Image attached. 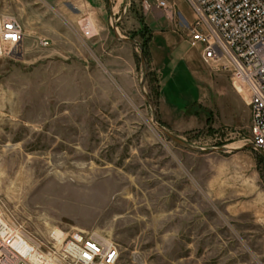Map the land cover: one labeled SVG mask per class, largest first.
<instances>
[{"label":"rangeland","instance_id":"1","mask_svg":"<svg viewBox=\"0 0 264 264\" xmlns=\"http://www.w3.org/2000/svg\"><path fill=\"white\" fill-rule=\"evenodd\" d=\"M167 1L175 21L155 0H0L27 32L0 57V209L46 243L98 232L118 264H264L247 94L187 42L188 1Z\"/></svg>","mask_w":264,"mask_h":264},{"label":"built area","instance_id":"2","mask_svg":"<svg viewBox=\"0 0 264 264\" xmlns=\"http://www.w3.org/2000/svg\"><path fill=\"white\" fill-rule=\"evenodd\" d=\"M187 1L195 13V21L182 29L187 42L201 50L204 62L229 72L233 87L247 94L250 143L264 156V0ZM155 2L173 21L178 18L167 0ZM144 7L154 6L146 1ZM81 29L93 36L87 18ZM26 39L19 19L0 13V57L19 58ZM41 43L48 45L44 39ZM120 257V246L98 232L75 231L57 244L46 243L9 222L0 209V264H118Z\"/></svg>","mask_w":264,"mask_h":264},{"label":"water","instance_id":"3","mask_svg":"<svg viewBox=\"0 0 264 264\" xmlns=\"http://www.w3.org/2000/svg\"><path fill=\"white\" fill-rule=\"evenodd\" d=\"M133 42H134V40H132ZM142 59H143V62H144V64H145V72L147 73V65H146V59H145V54L143 53V49H142ZM160 127L162 128V129H164V127L163 126H161L160 125ZM171 138H173L175 141H177L178 143H180V144H182V145H184V146H186V147H188V148H190V149H193V150H195V151H198V152H200V151H203V149H200V148H194V147H192L191 145H189L188 143H186V142H184V141H182V140H180V139H178V138H175V137H173V136H171ZM226 148H220V149H218V150H220V151H224ZM214 150H210V152H213Z\"/></svg>","mask_w":264,"mask_h":264},{"label":"bare ground","instance_id":"4","mask_svg":"<svg viewBox=\"0 0 264 264\" xmlns=\"http://www.w3.org/2000/svg\"><path fill=\"white\" fill-rule=\"evenodd\" d=\"M90 25H91V27L93 28V24H92L91 21H90ZM55 237H57L60 241H62V240L64 239V237H63V233L60 232V231H57V233L55 234Z\"/></svg>","mask_w":264,"mask_h":264},{"label":"crops","instance_id":"5","mask_svg":"<svg viewBox=\"0 0 264 264\" xmlns=\"http://www.w3.org/2000/svg\"><path fill=\"white\" fill-rule=\"evenodd\" d=\"M115 12H116V11H115ZM113 13H114V12H113ZM114 15H116V13H114ZM149 19H150V18H149ZM186 25H187V24H183V23L181 22V27H180V28L183 29V28L186 27ZM165 39H166V41L168 40L167 37H165ZM199 51H200V54H201V50H199ZM201 58H202V55H201ZM202 60H203V59H202Z\"/></svg>","mask_w":264,"mask_h":264},{"label":"trees","instance_id":"6","mask_svg":"<svg viewBox=\"0 0 264 264\" xmlns=\"http://www.w3.org/2000/svg\"><path fill=\"white\" fill-rule=\"evenodd\" d=\"M146 47L143 48V50L145 51Z\"/></svg>","mask_w":264,"mask_h":264}]
</instances>
